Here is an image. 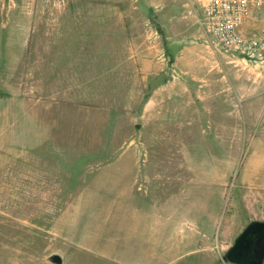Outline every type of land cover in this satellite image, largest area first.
I'll return each mask as SVG.
<instances>
[{"label": "rangeland", "instance_id": "1", "mask_svg": "<svg viewBox=\"0 0 264 264\" xmlns=\"http://www.w3.org/2000/svg\"><path fill=\"white\" fill-rule=\"evenodd\" d=\"M118 16L166 70L157 117L155 86L110 77ZM201 20L196 0H0V264H230L264 222V60ZM82 65L106 76L60 77Z\"/></svg>", "mask_w": 264, "mask_h": 264}, {"label": "built area", "instance_id": "2", "mask_svg": "<svg viewBox=\"0 0 264 264\" xmlns=\"http://www.w3.org/2000/svg\"><path fill=\"white\" fill-rule=\"evenodd\" d=\"M203 34L242 59L264 60V0H196Z\"/></svg>", "mask_w": 264, "mask_h": 264}, {"label": "crops", "instance_id": "3", "mask_svg": "<svg viewBox=\"0 0 264 264\" xmlns=\"http://www.w3.org/2000/svg\"><path fill=\"white\" fill-rule=\"evenodd\" d=\"M84 15L72 16V19L76 20ZM115 24H118V35L120 41L118 43V47H115L114 54L116 52L120 54V57H117L114 63L110 68V77H114L117 80L116 86L123 85V79L130 80V82H126L125 84L130 85H139V80H142L144 85H153L156 88L151 91V97L146 101L145 109L142 110L143 116L153 113L154 117H157L159 111L154 108V101H156L157 96L164 95V92L167 88L168 79L166 77V70L162 65H158V63L153 62L152 57V37L151 35L146 36V40L144 43V49L137 47L136 42L132 45V41H129L125 36H123V32L121 29V17L118 16V19H114ZM76 25V24H75ZM83 50V49H82ZM113 50V49H112ZM80 53V52H79ZM149 59V60H148ZM97 74V73H96ZM95 73L90 74L88 65H82L78 68L68 67L66 71L60 75L62 79H66V84L72 86H85L90 84V80H99L106 76L105 73L100 75L99 73L96 75ZM165 76V77H164ZM133 80V81H132ZM181 101L183 103V108H186V101H190L187 99L185 95H179ZM201 96H194V102H201L204 100ZM182 111L178 113L181 114ZM156 113V114H155ZM231 131V130H230ZM232 163V162H231ZM258 196L260 198H264V186L260 191H258Z\"/></svg>", "mask_w": 264, "mask_h": 264}, {"label": "water", "instance_id": "4", "mask_svg": "<svg viewBox=\"0 0 264 264\" xmlns=\"http://www.w3.org/2000/svg\"><path fill=\"white\" fill-rule=\"evenodd\" d=\"M264 258V222H249L224 251L221 260L230 264H262ZM48 261L60 264L57 255H50Z\"/></svg>", "mask_w": 264, "mask_h": 264}, {"label": "trees", "instance_id": "5", "mask_svg": "<svg viewBox=\"0 0 264 264\" xmlns=\"http://www.w3.org/2000/svg\"><path fill=\"white\" fill-rule=\"evenodd\" d=\"M262 264H264V260H263Z\"/></svg>", "mask_w": 264, "mask_h": 264}, {"label": "flooded vegetation", "instance_id": "6", "mask_svg": "<svg viewBox=\"0 0 264 264\" xmlns=\"http://www.w3.org/2000/svg\"><path fill=\"white\" fill-rule=\"evenodd\" d=\"M263 260H264V258H263ZM263 262V261H262Z\"/></svg>", "mask_w": 264, "mask_h": 264}]
</instances>
